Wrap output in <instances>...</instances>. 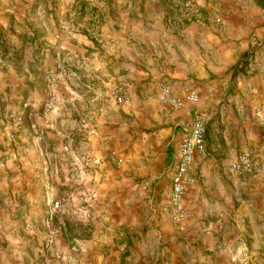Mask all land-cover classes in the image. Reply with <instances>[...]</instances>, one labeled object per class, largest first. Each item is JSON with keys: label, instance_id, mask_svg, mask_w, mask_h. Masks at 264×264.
<instances>
[{"label": "crops", "instance_id": "1", "mask_svg": "<svg viewBox=\"0 0 264 264\" xmlns=\"http://www.w3.org/2000/svg\"><path fill=\"white\" fill-rule=\"evenodd\" d=\"M2 1L0 18L9 28L0 27V62L5 61L9 74L0 70V105L23 121L15 128L8 125L11 129L4 132L5 115L0 111V159L10 154L0 160V173L6 174L0 184V264H39L43 255L47 264H263L264 179H259L264 178V72L261 68L253 73L248 87L246 76L235 77L233 71L249 53L260 58L264 8L253 0L251 6L235 0H195L197 12L185 18L181 11L185 0H58L55 6V0H7L11 4L6 8ZM7 43L11 50L3 52ZM117 83L124 84L130 96L123 106L112 97ZM162 83L179 96L196 90L200 100L186 101L180 109L165 107L158 99ZM225 89L241 95L243 114L250 111L252 118L242 125L235 121L226 135L221 131L217 148L210 142L208 126V156L197 154L187 175L188 217L183 231L193 245L188 252L179 247L159 250L144 243L143 237L132 261L135 248L127 235L134 226L126 223L129 215L123 201H106L111 205L105 214L98 209L99 201H88L91 208L81 211L85 201H79V188L85 175L91 180L96 176L108 191L124 186V178L117 180L115 173L126 170L117 171L109 163L104 175L96 170L87 177L81 168L87 157L95 160L103 155L94 145L99 136L97 116L89 114L103 109L114 117L122 108L123 125L114 127L112 134L123 132V140L135 136L132 121L138 115L132 111L142 114L143 110L159 125L143 135L146 143L140 147L146 153L140 156V171L145 188L153 192L151 202L162 210L169 203L178 146L193 115L216 103ZM48 100L51 108L45 106ZM67 104L72 105L69 112ZM68 122L73 134L79 129V139L89 132L92 154L86 155L82 147L79 152L66 149L65 145L72 147L71 141L63 142L69 135ZM6 132L13 141H8L12 148L5 152ZM248 150L258 151L259 167L243 178L235 171V162ZM123 158L127 162V156ZM56 199L64 200L58 211L53 210ZM100 214L109 219L101 224ZM42 216L47 221L40 232L36 225ZM24 219L27 229L22 226ZM52 232L61 259L46 254L44 243ZM4 237L10 238L7 245ZM165 249L171 250L170 257ZM246 253L251 256L245 261Z\"/></svg>", "mask_w": 264, "mask_h": 264}, {"label": "rangeland", "instance_id": "2", "mask_svg": "<svg viewBox=\"0 0 264 264\" xmlns=\"http://www.w3.org/2000/svg\"><path fill=\"white\" fill-rule=\"evenodd\" d=\"M6 2L4 3V8H6L10 3V1L5 0ZM236 2H238L241 5H249L251 6V0H235ZM253 2L255 4H258L261 8H264V0H253ZM3 3L2 0H0V5ZM45 3H43L44 5ZM60 4L58 0L52 1V6L58 5ZM62 4V3H61ZM3 10V9H0ZM6 13H9V11H6ZM216 22L221 23V20H218L216 18ZM4 20L0 18V27H4L5 29L9 28L8 24L3 25ZM7 23V22H6ZM5 35H8V32H5ZM2 36V31L0 32V37ZM262 39L264 40V36L262 37ZM7 40V39H5ZM4 40V41H5ZM257 42V41H256ZM261 42V40H258V43ZM8 44V43H7ZM3 45V44H2ZM264 45V42H262L259 45V54H260V58L257 57V54L253 52V56H249L251 53H249V55H245L244 58H242L241 60H239L237 62V66L236 68H234L233 71V75L235 77H237L238 75H245V83H247V86H249V83L251 81V75H253V73L259 72L261 70V68L264 72V49H262V46ZM255 47H258L257 45H255ZM3 52L7 49L8 51L11 50L10 48V44L4 46L3 45ZM255 51V49H253ZM262 51V52H260ZM252 58V59H250ZM5 61L3 60V62H0V70H4L5 72L8 73V69H5ZM12 63L11 60L8 61V64ZM261 63V64H260ZM232 70V69H231ZM246 71H249L248 73ZM9 74V73H8ZM237 78L236 80H234L235 84H236ZM8 82V80L6 81ZM47 82V81H46ZM51 83V82H49ZM164 83L161 84V88L162 85ZM170 86V85H169ZM172 89L173 87L170 86ZM120 89H124L126 91V98L124 100L123 103H119L116 101V95L119 93ZM114 91L112 92V97L114 98V100L116 101V104L118 106H123L125 101L130 97L127 88L125 87L124 84L121 83H117V85L114 87L113 89ZM232 90V89H231ZM238 90V89H236ZM174 91V90H173ZM233 92V91H231ZM161 93V92H160ZM64 93H62L63 95ZM51 98H53V96L51 95ZM240 98L241 95H230V92H227L226 89L223 90L217 97H216V103H211L209 108H204V109H200L199 111H207L212 115V119L211 122L209 124V129L211 130L209 136L207 134V136L210 138V142L212 143L214 148H217V142H219V135L220 132L222 131L224 135H226V133L231 132L232 128H234L233 124L235 121H238L239 125L244 124V121H247V117H249V120L252 118L251 117V113L250 111H247L246 113L243 114V109L245 108V106H242L240 103ZM158 99L160 101L161 104L165 105V107H169V108H173L165 103H163L160 100V94L158 96ZM71 101L72 104V99L69 100ZM50 100H48L45 103V106L47 103H49ZM69 103V102H68ZM71 104H67L68 107V112L71 109L72 105ZM77 106H79V103H77ZM47 107V106H46ZM47 109V108H46ZM0 111L3 112V114L5 115L4 121L5 124L3 125V129L4 132L7 131V129H11L8 128V125L13 126L14 128L16 127L15 125V119H16V115H13L15 113L12 112L11 109L7 110L4 109V111L1 108L0 105ZM124 110L122 108H119L116 110L115 112V116H112V112L109 110L108 112H105V110L103 109H99V113L97 110H93L91 111V113L89 115H93L94 118L97 116V125L95 127V129L97 130V132L99 133L98 136V140L95 142V147L99 149V151H103V155L102 157L98 158V159H91L90 157H87L85 162L82 164V169L87 173V177L89 175L92 174V172H94L95 175V171L97 170L99 173H101V175H104V172L107 171L109 163L113 165V167L119 171L121 168L125 167V171L122 174L121 172H117L115 173L116 179L119 181H122V178H124V186H121L119 188H110V190H106L104 188H102V181L98 180L96 178V176L91 180V177H89L88 179L84 178V182L81 183V187L79 188V201H85L82 204V209L81 211H87L86 209H90L91 207L87 206L88 201H99V205L101 207H98V209H100L102 212V214H105L106 211L104 210L105 208H107L109 204L108 202L105 204L106 201H111L112 204L115 203V201H123L125 203V206L127 207V213L128 216V220H127V224H130V226H134V228L130 231V233L127 235V239L129 240V244H132L133 242V248H135V250L133 251V255H132V261H134L135 257H137V253H138V248L141 247L142 245V240L143 237L145 238L144 243H147L148 245H153V247H155L156 249H163L165 247L171 249V248H177L179 247L181 249V251H185L188 252V249L190 248L191 245H193L192 241H191V237L189 234H187V232L180 230L170 219L169 216H165L162 214V210H160L161 206H156V202H151L152 199V194L153 192L150 191L149 189L147 190L145 188L146 185V181L144 180L145 176L141 175V165H140V156L144 155L146 153L145 149H143L141 151V147L140 144H145L146 140L143 137V135L148 134L150 132H153L154 130H156L158 128V124L156 122H153V120L151 118H148L144 115V111L142 110V114H139V112H135L132 111L133 116L138 115V118L136 119V121H132V128L134 131V137L129 140L127 137L125 140H123V132H121L120 134H116L113 136L112 131H114V127L118 130L121 125H123V120H124V116L125 114H123ZM104 113V116H102V114ZM125 113V112H124ZM77 116V120L79 121V115L76 114ZM132 116V118H133ZM127 118V116L125 117ZM228 119V121L226 120ZM79 127V126H77ZM65 128L68 130V136L65 137V139L63 140L64 143H69L71 141V146H66V149H73L79 152V149L82 147L83 152H86V155H88V152L91 153V148H93L92 143H91V139L89 132H85L86 134V138H82L79 139V129L76 130L75 134H73L71 132V130L73 129V125L71 124V122H68V124H65ZM135 128L139 129L140 133L139 134H135ZM109 131V132H106ZM111 135V137H109ZM217 135V138H215ZM75 136V137H73ZM85 137V136H83ZM5 147L3 148V150L6 151H10L11 144H8V141H10V143L13 141L12 137L10 135H8V133L6 132L5 136ZM71 138V140H70ZM81 140V141H79ZM225 141V138H224ZM81 142H83L81 144ZM130 142V143H129ZM207 143V141H206ZM91 144V146H90ZM22 145V144H20ZM143 146V145H141ZM153 149V148H151ZM141 151V152H140ZM131 152V153H129ZM207 152H208V145H207ZM206 152V155L208 156ZM136 153V154H135ZM92 154V153H91ZM244 152L240 153V155H243ZM245 154H250L254 164H255V170L253 172L250 173H245V172H238L240 174L241 177L243 178H247L248 175L250 174H255L256 170L259 167V157H258V151L255 150H248L247 152H245ZM10 154L5 153L3 155V160L5 161ZM239 155V156H240ZM123 156H127L128 160L127 162L124 161ZM211 157V158H210ZM1 158V159H2ZM208 158H210V160H215L218 159L216 156H209ZM239 158V157H238ZM0 159V160H1ZM227 159L228 161L231 160V158H224ZM237 161V160H236ZM110 169V167H109ZM214 171V170H213ZM216 174L217 172L214 171L211 173V179L212 181H215L216 179ZM3 172L0 173V184L1 182H4L3 179ZM122 175H124V177H122ZM103 177V176H102ZM259 179V180H263ZM256 180H258V178H256ZM87 181V182H86ZM118 191H116V190ZM120 190V191H119ZM214 190V188L212 189ZM69 192V190H67ZM38 193V191H37ZM188 193V190L186 192V194ZM41 194V201L43 200V195H44V190H42L40 192ZM246 196V194L244 193L243 189H242V194ZM25 196V202L28 201L27 199V191L24 193ZM213 196V194H212ZM237 196H239V194H237ZM63 198V197H62ZM248 198H251V195L248 194ZM56 200H60V201H64L63 199H56ZM142 201V202H141ZM141 202V203H140ZM134 208H138L137 213L134 212ZM23 209H27V207L23 208ZM89 212V211H88ZM23 213L26 214V211L23 210ZM38 213V212H37ZM188 213V212H187ZM83 214V213H82ZM95 214H97V212L95 211ZM1 215V214H0ZM42 215H44V213L42 212ZM118 216L120 217V213H118ZM100 223L102 224V222L104 221V219L108 218L109 219V215H106L105 217H103L100 214ZM133 218H135L138 222L134 223ZM42 222H38L36 225V229L37 231L43 232L44 228H45V222L47 221L45 216H42ZM109 221H113V219H110ZM109 221H107V223H109ZM105 223V222H104ZM174 225V226H171ZM23 228L27 229V227H29V225H27V222L24 219V223H23ZM108 226V224H107ZM129 226V227H130ZM175 228L179 229V232L181 233H175V230H173ZM185 228H186V223H185ZM109 231V230H108ZM164 232H167L164 233ZM123 236H120L119 238H122ZM5 239V244L7 245L8 241L10 238H6ZM126 239V238H125ZM37 244L40 242V239L37 238L36 239ZM124 241V240H123ZM122 241V242H123ZM10 242V241H9ZM2 245V242L0 240V247ZM45 245V243H44ZM166 250L165 256H171V250ZM40 253V252H38ZM46 254L48 256H50V254L46 251ZM131 251L128 249L127 250V254L126 255H130ZM251 254L250 253H246L245 255H243L245 261L248 259L247 257H250ZM256 256V255H255ZM260 256V255H258ZM40 258H42L41 260H43L45 258V256H40L38 257V260H40ZM51 258V256H50ZM37 260V261H38ZM38 261L39 264H44L47 262L46 261ZM264 264V261L262 262ZM121 264H124V261H122Z\"/></svg>", "mask_w": 264, "mask_h": 264}, {"label": "built area", "instance_id": "3", "mask_svg": "<svg viewBox=\"0 0 264 264\" xmlns=\"http://www.w3.org/2000/svg\"><path fill=\"white\" fill-rule=\"evenodd\" d=\"M197 2L195 0H185L182 2L181 11L185 18L191 17L197 12ZM126 91L120 89L116 95V101L123 103L126 98ZM160 100L175 108L180 109L186 101L197 103L200 95L196 90H188L179 96L174 93L168 84H163L160 93ZM51 108V103L46 104ZM212 115L207 111H196L191 124L187 127L185 135L181 139L177 151L176 172L172 180V189L169 196V203L162 206V211L169 215L171 221L180 229H185V221L188 213L185 207V195L188 190L187 175L197 154L205 155L207 152L206 134L211 122ZM16 125L22 124V117L15 119ZM235 170L238 172L250 173L255 170V164L250 154L240 155L235 162ZM62 207V201L56 200L53 203V210L58 211ZM55 233H50L45 243L46 251L53 259H61L60 252L54 249ZM46 264V263H44Z\"/></svg>", "mask_w": 264, "mask_h": 264}]
</instances>
